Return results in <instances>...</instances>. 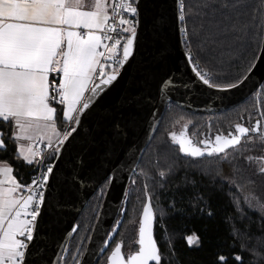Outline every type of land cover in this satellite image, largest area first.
Segmentation results:
<instances>
[{
    "label": "snow or ice",
    "instance_id": "obj_1",
    "mask_svg": "<svg viewBox=\"0 0 264 264\" xmlns=\"http://www.w3.org/2000/svg\"><path fill=\"white\" fill-rule=\"evenodd\" d=\"M172 2L169 15L161 10V0H0V152L8 153L9 142L13 143L14 158L22 167L32 169L30 183H23L19 170L7 159H0V264H37L29 257L37 247L35 240L42 226L53 221L49 210L55 213V205L64 203L65 198L77 200L83 182L94 180L92 193L98 187L100 198L105 189L111 191L122 169L135 174L139 167L136 153L147 135L145 125L153 127L149 117L157 115L154 109L167 102L172 91L189 90L164 64L168 49L162 41L169 25L183 35L181 43L188 49L183 55L193 86L198 82L207 89L228 92L240 88L260 69L264 48L259 56L253 54L245 74L235 80H230L227 72L204 71L191 51L186 26L190 10L185 0ZM239 7L236 0H217L200 5L195 14L203 18L211 13L214 19L220 13L217 26H223L225 36L231 32L239 39L247 26L239 28L230 15ZM255 11L261 17L258 27L264 28V5ZM149 45L155 46L153 56L143 54ZM231 62V57L228 61L220 58L222 68ZM259 89L264 92V82ZM259 116L264 117V112ZM40 132L43 134L38 135ZM254 135L264 141L261 118L252 113L244 123H236L234 131L201 140L203 147L193 146L183 133L179 137L170 133L183 156L194 161L215 157L229 166L237 159L264 161V156L237 157L227 151L241 146L242 141L252 142ZM173 170L169 165L166 171H159V180L144 169L141 174L156 180L163 189ZM258 174L264 177V163ZM215 175L222 176L221 170ZM85 194H89L87 190ZM144 195L134 250L125 252L122 241L114 242L123 223L117 220L95 250L82 243L75 250L62 246L59 253L53 252L55 260L48 258V264H97L101 258L102 264H163L154 239L156 213L147 184ZM184 210L209 220L215 215L210 199L203 194L193 196ZM120 211L124 214L127 210ZM169 211H180L175 198L167 209H159L160 217ZM70 231L76 232L77 226ZM229 234L235 239L239 230ZM184 239L189 247L200 245L196 233ZM244 251L257 259L261 256L247 245L241 246V253ZM241 253L232 254L235 264H244ZM228 260L229 256L218 253L216 264H228Z\"/></svg>",
    "mask_w": 264,
    "mask_h": 264
},
{
    "label": "trees",
    "instance_id": "obj_2",
    "mask_svg": "<svg viewBox=\"0 0 264 264\" xmlns=\"http://www.w3.org/2000/svg\"><path fill=\"white\" fill-rule=\"evenodd\" d=\"M205 2H217V0H185L186 8L190 10L186 26L192 40L193 58L199 61L203 70L210 73L227 72L228 78L235 80L245 74L253 54H258L262 28L258 27L261 20L260 13L255 10L264 4V0H236L240 7L232 10L230 15L239 28L244 29L247 26L246 32L239 33V39H234V34L231 32L225 36L223 26H217V21L221 20L220 13L217 12L214 19L211 13L203 18L195 14L198 7ZM253 16L256 17L255 21L252 19ZM202 24L203 28H201ZM183 26L185 25L181 24V27ZM230 57L231 64H226L222 68L220 58L228 61ZM261 112H264V92H260V89L243 103L215 115L192 114L173 103L167 106L153 138L138 162L139 167L135 170L136 174L131 177L125 194L127 210L132 183L138 182L139 196H142L141 214L143 204L146 202L144 185H148L152 194L151 203L156 213L154 239L163 254V264H216L218 253L229 256L228 264H235L231 258L232 254L241 253L242 245H247L248 248L256 249L261 253L260 258L257 259L247 251L242 252L244 264H252L253 261L255 264H264V207H262L264 177L258 174L259 165L264 161L253 159L251 162H241L237 159L234 166L224 164L215 157L194 161L183 156L179 152L178 145L174 144L170 137V133L176 127L182 128L184 125L187 133L197 141L218 133L226 135L229 131H234L236 123H244L249 113H252L254 118H261L264 126V117L259 116ZM251 123H254V119L248 121L249 126ZM13 147L14 144L9 142L10 151L0 152V159H7L14 169L19 170L18 178L26 182L32 169L19 164L11 151ZM227 151L230 154L235 153L237 157L264 156V141L254 135L252 142L242 141L241 146ZM155 164L167 167L166 170L169 165L174 166L173 174L169 176L163 189L156 183L159 177L156 175ZM141 169L147 171L150 176H155L156 180L146 179L141 174ZM217 170H221L222 176L215 175ZM186 182L187 187H185ZM177 185L180 186L179 194H177ZM201 194L211 201V209L215 212L211 220L206 216L184 210L193 196ZM93 197L76 221L77 231L73 233L69 249L81 227V217ZM173 198L180 211L178 213L169 211L161 218L159 209H167ZM102 199L103 197L98 198L100 202L86 225L87 234H90L92 220L99 211ZM207 210L205 208V211ZM125 216L126 213L123 215V222ZM137 216L133 219L137 220L139 217ZM236 230H239V234L234 239L229 233ZM193 233L200 237L198 247H189L184 239L185 236ZM233 245L235 247H232Z\"/></svg>",
    "mask_w": 264,
    "mask_h": 264
},
{
    "label": "water",
    "instance_id": "obj_3",
    "mask_svg": "<svg viewBox=\"0 0 264 264\" xmlns=\"http://www.w3.org/2000/svg\"><path fill=\"white\" fill-rule=\"evenodd\" d=\"M161 3V10L166 11L170 15L173 7L172 0H161ZM181 40H183L182 34L169 25L162 41L168 49V57L164 61V64L176 77L178 82L183 81L187 83L189 90L186 91L181 88L172 91L171 98L167 102L162 103L159 108L154 109L157 115L155 117H149V121L153 124L152 128H148L145 125L147 135L143 136L140 142V151L136 153L137 162L140 161L147 145L153 138L169 103H173L178 108L192 114L215 115L228 111L249 99L259 89V84L264 82V60H262L260 69L240 88L228 92H218L207 89L198 82L193 86L194 78L191 75L190 69L185 64L183 55L185 49ZM261 48H264V28H262V38L257 56H259ZM142 51L145 56H153L155 55V46L149 45ZM128 79L130 77H126V80ZM124 86L125 84L122 82L121 89ZM154 88L155 86L153 85V90ZM115 98L116 95L113 94L111 100L114 102ZM133 174V172H129L127 169H122L117 174L116 182L112 186L111 191L105 189L85 248L92 246L93 250H95V246H99L100 244V238L115 225L117 220L122 221L124 214L121 213L120 209L125 208V194ZM60 175L58 172L57 176ZM94 186V180L83 182L77 200L68 202L67 198H65L64 203L55 205V213L49 210V214L53 216V221L46 226H42V230L37 234L35 240L37 247L33 249L29 259L37 261V264H48L49 257L53 260L56 259L53 255L54 251L59 253L62 246H69L73 236V232L70 231L71 227L76 225V221L81 212L93 195L99 190L97 187L96 192L93 194L92 190ZM85 190L89 194L86 195ZM61 235H63V239H61Z\"/></svg>",
    "mask_w": 264,
    "mask_h": 264
},
{
    "label": "rangeland",
    "instance_id": "obj_4",
    "mask_svg": "<svg viewBox=\"0 0 264 264\" xmlns=\"http://www.w3.org/2000/svg\"><path fill=\"white\" fill-rule=\"evenodd\" d=\"M185 135L186 134L184 133V138L187 139ZM177 136L179 137L180 134L177 133ZM166 168L167 167H165L163 165L155 164V170L157 171V173L159 171H165ZM139 194H140V192L138 191V182L132 183V186L130 189V194H129V199H128V204H127V211H126L125 220L121 226V230L118 234V237H121V238L126 237L127 239H131V235H127V233L129 232V230L131 228L135 227L133 221H136V219H133V218H135L137 215H139L140 211H141L142 196H139ZM98 195H99V192H97L95 194V196L90 201L87 209L85 210L84 214L81 217V220H80L81 227H80L77 235L75 236V238L72 240V243L70 245V249H72V250H75L76 247L78 245H80L81 243L85 246V243L87 242V239H88L90 234L89 233L87 234V232H86V225H88V223L90 222V219L92 217V213H93L95 207L97 206V204H99V202H100V200L98 202V198H97ZM96 216L97 215H95V217ZM95 217L92 220L89 232H91V229H92L94 221H95ZM130 247H131V245L129 246L126 243V249H128ZM101 263H102V261H101Z\"/></svg>",
    "mask_w": 264,
    "mask_h": 264
},
{
    "label": "flooded vegetation",
    "instance_id": "obj_5",
    "mask_svg": "<svg viewBox=\"0 0 264 264\" xmlns=\"http://www.w3.org/2000/svg\"><path fill=\"white\" fill-rule=\"evenodd\" d=\"M173 132H175L176 134L178 133V134H181V133H185L186 135V138L187 139H190L191 141H192V143H193V146H199V147H203V145H201L200 144V141L201 140H209V139H214V137H215V135H213L212 137H204V138H202V139H200L199 141H197V140H195V139H193L188 133H187V128H186V126L184 125V127H182V128H178V127H176L171 133H173ZM174 143V142H173ZM175 144V143H174ZM177 145V144H176ZM139 217H140V214L138 215ZM139 217H138V219L136 220V223H134V225H135V227H133V228H131L130 230H129V234H127V235H131V239H127L126 237L124 238V237H115V241L114 242H119V241H122L123 242V245H124V251L125 252H128V251H131V250H134L137 246L135 245V240H137L138 239V220H139ZM126 243H127V245H131V247L130 248H128V249H126ZM103 260V258H101V261ZM101 262H97V264H100ZM102 264V263H101Z\"/></svg>",
    "mask_w": 264,
    "mask_h": 264
},
{
    "label": "built area",
    "instance_id": "obj_6",
    "mask_svg": "<svg viewBox=\"0 0 264 264\" xmlns=\"http://www.w3.org/2000/svg\"><path fill=\"white\" fill-rule=\"evenodd\" d=\"M182 38H183V35H182ZM184 49H185V51H188V49L185 48V46H184ZM204 71H206V70H204ZM206 72H208V71H206ZM36 178H38V176H37ZM31 179H32V172H31V174L29 175L28 180H27L26 182H23V183H30Z\"/></svg>",
    "mask_w": 264,
    "mask_h": 264
},
{
    "label": "crops",
    "instance_id": "obj_7",
    "mask_svg": "<svg viewBox=\"0 0 264 264\" xmlns=\"http://www.w3.org/2000/svg\"><path fill=\"white\" fill-rule=\"evenodd\" d=\"M38 135H42L43 134V132H40V133H37Z\"/></svg>",
    "mask_w": 264,
    "mask_h": 264
}]
</instances>
